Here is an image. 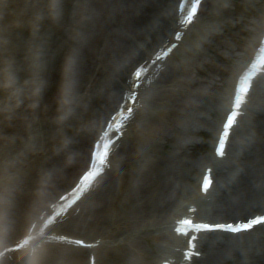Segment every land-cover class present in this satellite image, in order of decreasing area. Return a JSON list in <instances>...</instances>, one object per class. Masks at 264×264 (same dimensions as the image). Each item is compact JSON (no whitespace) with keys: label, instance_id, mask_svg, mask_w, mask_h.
<instances>
[{"label":"bare ground","instance_id":"bare-ground-1","mask_svg":"<svg viewBox=\"0 0 264 264\" xmlns=\"http://www.w3.org/2000/svg\"><path fill=\"white\" fill-rule=\"evenodd\" d=\"M235 1L216 0L213 24L200 30L197 22L187 31L169 69L144 89L142 107L108 178L80 205L78 216L70 212L68 222L51 230L69 238L77 233L90 239L87 243L100 241L97 264L168 259L182 264L177 249L184 240L170 230L190 207L197 208L198 219L214 225L264 212V91L247 114L239 152L216 167L211 201L203 199L192 178L214 163L213 156L189 161L194 136L203 129L217 134L231 89L264 26L263 7L232 82L223 95H213V82L201 77L198 45L210 53V38L222 54H231L224 34L230 23L224 20L236 16ZM178 2L17 1L24 24L0 25V248L21 240L86 169L92 143L131 90V74L169 38L172 42ZM219 24L223 31L215 33ZM195 73L199 81L192 78ZM214 114L219 115L211 123ZM217 236L199 244L202 259L194 264H264V231L255 238ZM90 252L52 243L38 258L23 257L22 264H88Z\"/></svg>","mask_w":264,"mask_h":264},{"label":"rangeland","instance_id":"rangeland-1","mask_svg":"<svg viewBox=\"0 0 264 264\" xmlns=\"http://www.w3.org/2000/svg\"><path fill=\"white\" fill-rule=\"evenodd\" d=\"M0 2H2V4H0V25H2V24L10 25V23H18V22H20V24H22L21 23L22 17L20 16L22 14L20 13V10L16 9V7L13 4H10L11 1H9V0H0ZM263 4H258L257 2H254L252 10L250 12H246V13H242L240 10H238V12L240 13V17L238 19L241 22H243V24L240 27H238V29L231 31V33L234 35V37L236 36L237 42L240 43V49H241L240 52H245L244 47L246 45H244V42H243V40L245 39V36L249 37L250 39L252 38V33L245 27V23L248 19L258 17V15L260 13V8L263 6ZM7 7H9V8H7ZM230 44H232V43H230ZM243 45H244V47L242 48ZM237 55H238V53L236 54V56ZM215 62H216V65L221 70H219L218 72L216 71L214 73L215 75H213V78L216 81H220V85H221L220 90H223L224 87L227 86V84H228V79L230 78V76L233 72V70H232L233 67L237 65V61H236V59L224 60V56L217 54V56L215 57ZM204 73H205V75H208V73H210V72L205 71ZM203 138L207 139L210 137L203 135ZM207 148H208V144L204 143V144H202V147L197 148V151H199V152L201 150L205 151Z\"/></svg>","mask_w":264,"mask_h":264},{"label":"snow or ice","instance_id":"snow-or-ice-1","mask_svg":"<svg viewBox=\"0 0 264 264\" xmlns=\"http://www.w3.org/2000/svg\"><path fill=\"white\" fill-rule=\"evenodd\" d=\"M234 126V125H233ZM211 187V183H209V188ZM193 223H195V221H193ZM259 224H264V218H261L259 221H258ZM209 231H215V230H218L216 226H210ZM250 230V229H249ZM190 258V257H189Z\"/></svg>","mask_w":264,"mask_h":264}]
</instances>
